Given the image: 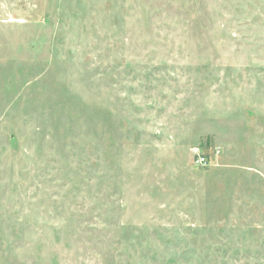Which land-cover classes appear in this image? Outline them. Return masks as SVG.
<instances>
[{"label":"rangeland","instance_id":"rangeland-1","mask_svg":"<svg viewBox=\"0 0 264 264\" xmlns=\"http://www.w3.org/2000/svg\"><path fill=\"white\" fill-rule=\"evenodd\" d=\"M0 264H264V0H0Z\"/></svg>","mask_w":264,"mask_h":264},{"label":"built area","instance_id":"built-area-1","mask_svg":"<svg viewBox=\"0 0 264 264\" xmlns=\"http://www.w3.org/2000/svg\"><path fill=\"white\" fill-rule=\"evenodd\" d=\"M213 154L205 153V151L200 146H194V162L198 166H206L210 163L211 158L215 153H219L220 149L212 150Z\"/></svg>","mask_w":264,"mask_h":264}]
</instances>
